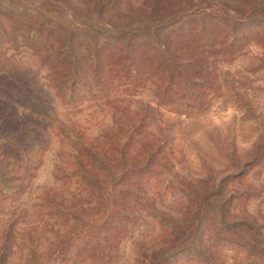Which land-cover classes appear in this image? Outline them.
<instances>
[{"label": "trees", "instance_id": "16d2710c", "mask_svg": "<svg viewBox=\"0 0 264 264\" xmlns=\"http://www.w3.org/2000/svg\"><path fill=\"white\" fill-rule=\"evenodd\" d=\"M49 1L0 0V36H6L2 40L11 46L31 49L65 101L106 96L115 81L150 80L157 91L185 98L195 106L208 105L214 98L222 104L233 102L241 119L253 113L263 126L244 160L232 152L227 168L187 182L186 202L176 216L151 207L144 180L166 163V157L163 140L146 136L141 114L115 101L113 124L101 134H91L59 120L43 95L29 97L18 87L15 99L35 110L47 125L31 122L15 128L10 125L13 114L8 116L9 123L0 118V191H23V179L37 167L43 147L38 138L55 125L56 135L69 147L59 159L55 177L63 183L72 180L79 188L71 195L57 190L51 197L48 215L52 221L48 220L49 229L41 236L53 247L66 221L68 229L80 220L81 225L89 220L96 223L87 227L93 233L77 244L78 255L86 249L80 263L73 258L67 264H105V248L118 241L138 206L151 208L161 233L141 246L136 264H175L184 255L205 264H225L207 241L206 231L212 224L218 232L242 238L243 249L247 241L255 248L248 254L237 249L229 258L231 264H264V213L234 211L240 202L235 199L250 194L237 190L234 182L243 180L245 166L264 167V107L257 109L259 101L253 100L252 92L260 87L257 81L264 79V0H218L216 6L191 9L185 7L186 0H95L91 8L99 13L112 10L117 16L119 21L112 27H90L82 21L70 25L51 13ZM250 41L262 50L259 64L248 69L251 76L238 67L219 66ZM97 212L94 218L86 217ZM247 232L259 239H245ZM14 243L10 239L9 244H0V264H10ZM41 257L42 250L33 246L19 264H32Z\"/></svg>", "mask_w": 264, "mask_h": 264}, {"label": "rangeland", "instance_id": "374dc122", "mask_svg": "<svg viewBox=\"0 0 264 264\" xmlns=\"http://www.w3.org/2000/svg\"><path fill=\"white\" fill-rule=\"evenodd\" d=\"M94 1L50 0L47 7L52 10L51 13L70 25H79L80 21L90 27L116 25L119 20L112 10L99 13V10L91 8ZM217 3L218 0H186L184 5L191 9L216 6ZM228 10L233 13L231 9ZM236 15L245 16L244 13ZM5 37L0 36V118H6L5 121L9 123L8 116L13 114L10 125L15 128L31 122L47 125V121L35 110L15 99L18 87L29 97L37 93L43 95L54 106L59 120L91 134H101L113 124L115 101L141 114L147 131L146 136L163 140L166 163L158 167L157 172L149 175L144 180V185L150 197L151 207L166 213L176 216L180 214L186 202L187 182L209 178L208 175L214 170L227 168L233 157L232 152L242 159L247 157L246 152L257 140L262 129L260 116L248 113L245 120L241 119V111L233 102L222 104L218 98H214L208 105L195 106L188 104L187 101L190 100L185 98L157 91L150 80L120 83L115 81L106 96L96 95L76 102H67L56 94L46 68L31 49L23 45L11 46L9 42L2 40ZM103 37L101 35L99 39ZM261 53V48L250 41L233 59L222 62L219 66L238 67L251 76L252 73H249L248 69H254L259 64ZM261 72L264 73V70ZM10 79L12 82L6 83ZM257 84L260 87L252 91L253 100L259 101L256 107L261 109V105L264 107V79H259ZM38 139L42 141L43 147L39 152L37 167L23 179V191H13L9 194L0 191V244H9L10 239L14 240L13 249L10 251V264H19L28 248L33 246L42 250V257L32 264H67L69 259L73 258H77L80 263L79 259L86 254V249L78 252V255L77 244L93 233L92 227H87L94 226V221L89 220L87 224L81 225L80 220L72 225L71 229H68L69 221H66L62 224L63 230L59 228L62 234L53 247H48L47 240H43L41 236L49 229V221H52L48 215L51 197L57 194V190L71 195V192L78 191L79 187L72 180L63 183L55 177L56 173H59V159L65 155L64 151L69 149L68 144L56 135L55 125L44 129ZM243 170V180L234 182V186L237 190L250 194L235 199L240 202L234 211L241 214L242 210L247 209L251 214L259 216L264 213V167L262 164H250ZM147 207L138 206L134 210V217L120 233L118 241L116 239L105 248L107 251L102 257L105 264H136L141 246L156 239L161 233L153 211ZM94 210L93 208L91 211ZM96 215L98 212L94 216L89 214L86 217L94 218ZM7 229L11 230L10 235H7ZM217 229L218 226L212 224L206 231V237L211 248L224 259L225 264H231L229 258L233 257L237 249L242 250L244 254L255 252V248L251 247L248 241L246 249H243L240 243L244 244L245 241L242 238L235 234L218 232ZM245 239L256 242L259 237L255 233L247 232ZM249 255L252 259L253 255ZM175 264L205 263L195 256L184 255L176 259Z\"/></svg>", "mask_w": 264, "mask_h": 264}]
</instances>
